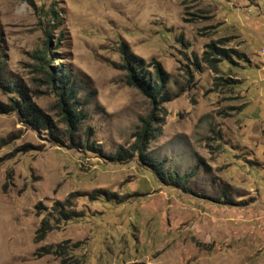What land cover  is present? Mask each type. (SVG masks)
<instances>
[{"label":"rangeland","instance_id":"1","mask_svg":"<svg viewBox=\"0 0 264 264\" xmlns=\"http://www.w3.org/2000/svg\"><path fill=\"white\" fill-rule=\"evenodd\" d=\"M222 39L244 56H217L216 72L203 56ZM125 52L147 78L161 68L169 99L128 82ZM60 70L84 103L71 127ZM22 96L50 131L11 109ZM152 113L144 154L182 184L132 149ZM67 240L63 258L36 253ZM62 259L264 264V0H0V264Z\"/></svg>","mask_w":264,"mask_h":264},{"label":"trees","instance_id":"2","mask_svg":"<svg viewBox=\"0 0 264 264\" xmlns=\"http://www.w3.org/2000/svg\"><path fill=\"white\" fill-rule=\"evenodd\" d=\"M53 12L56 11L53 9ZM47 15L52 17V12L47 11ZM53 17L56 19V16L53 15ZM225 40H218V41H211L207 44V49L204 52V59L208 61L210 66L217 72L218 70V63L216 60V57H222V59H230L232 54H235L237 56H244L242 52H239L235 48H225ZM125 64L124 67L128 71L127 80L130 84L135 85L139 87L146 95L151 96L153 98H156L158 96L161 97V100H167L170 98V93L167 90H164V72L161 70V68L157 65V77L155 80H152L151 78H147L144 74L141 75V71L138 72V66L142 64V60L135 54H131L128 52H125ZM64 70H60L58 73L55 72H48L49 76L52 80L55 79V75H58L56 87L59 92L60 98H59V107L62 111L63 117L66 119L67 123L70 125L79 124L85 119V112H84V103H80V100L77 99V90L73 86H67L65 77L66 75L63 74ZM140 73V74H139ZM140 75V76H139ZM14 87H17L14 85ZM26 95V94H25ZM76 100V101H75ZM11 109H18L21 114H23L26 119H29L32 124L36 125L37 127H43L44 129H48L50 131V119L46 114H43L41 110L37 107V105L31 100L28 99L27 96H22L21 100L18 98H15L14 101L11 104ZM3 112H6L7 110H2ZM152 113V117L146 118L141 126V129L138 130L136 135V141L135 144L132 145L133 151H138L140 153V158L142 160L147 161V165H150L157 173H161V175L164 174H171V178L175 179V182L178 184H182V177L180 174H178L176 171L168 172L164 171V167L160 162L155 160L156 162L152 163L153 161L149 160L148 157L144 154V151L148 149L149 142H151L155 136H156V128H153L152 122L154 120ZM89 131L91 133V128H89ZM72 135V133H71ZM100 151V150H98ZM115 157L122 158H128L130 157V154L127 150L119 151ZM168 177V175H167ZM225 193V191H224ZM38 208L37 213L41 214V206L40 204H37L36 206ZM54 209L59 213L63 219H74L79 217L80 215L77 214L74 211L69 212H63L62 205L57 201L54 205ZM54 213V212H52ZM54 214H48L44 216L41 219L40 226L38 227L36 231L35 240L40 241L43 240L47 234L54 229ZM59 242V243H52L45 246H41L37 250V254L42 256L45 254H53L57 257H64L66 252V247L68 245L65 244V242ZM77 244H71V246L77 247ZM70 247V246H69ZM62 264H66L65 260L62 259Z\"/></svg>","mask_w":264,"mask_h":264}]
</instances>
